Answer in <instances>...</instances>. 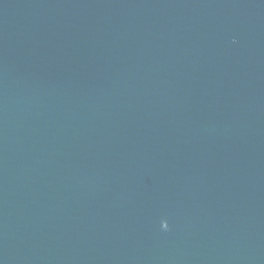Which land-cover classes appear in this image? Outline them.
<instances>
[{"label":"water","instance_id":"1","mask_svg":"<svg viewBox=\"0 0 264 264\" xmlns=\"http://www.w3.org/2000/svg\"><path fill=\"white\" fill-rule=\"evenodd\" d=\"M0 264H264V0H0Z\"/></svg>","mask_w":264,"mask_h":264}]
</instances>
